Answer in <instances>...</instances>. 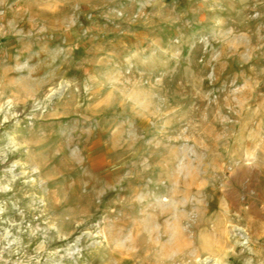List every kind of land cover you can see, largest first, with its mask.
<instances>
[{
    "label": "rangeland",
    "instance_id": "rangeland-1",
    "mask_svg": "<svg viewBox=\"0 0 264 264\" xmlns=\"http://www.w3.org/2000/svg\"><path fill=\"white\" fill-rule=\"evenodd\" d=\"M0 264H264V0H0Z\"/></svg>",
    "mask_w": 264,
    "mask_h": 264
}]
</instances>
